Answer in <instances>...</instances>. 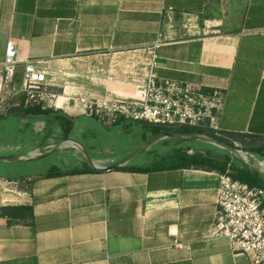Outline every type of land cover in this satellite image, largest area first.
I'll return each instance as SVG.
<instances>
[{
	"label": "crops",
	"instance_id": "obj_1",
	"mask_svg": "<svg viewBox=\"0 0 264 264\" xmlns=\"http://www.w3.org/2000/svg\"><path fill=\"white\" fill-rule=\"evenodd\" d=\"M10 40L13 86L21 89L27 65L44 70L55 109L74 127L95 117L79 98L139 94L159 41V79L223 92L220 131L264 140V0H0V103L6 94L17 106L24 94L3 86ZM11 155L0 171V264H248L226 238L210 237L217 173L90 166L46 178L18 173L10 162L32 158ZM8 206L33 212L9 219Z\"/></svg>",
	"mask_w": 264,
	"mask_h": 264
},
{
	"label": "built area",
	"instance_id": "obj_2",
	"mask_svg": "<svg viewBox=\"0 0 264 264\" xmlns=\"http://www.w3.org/2000/svg\"><path fill=\"white\" fill-rule=\"evenodd\" d=\"M160 46L157 41L151 47L145 80L137 86L139 94L132 98L84 99L87 114L110 126L118 122L143 121L169 127H207L216 136H221L219 121L224 109L223 92L159 79L156 70ZM18 64V50L10 40L3 63L6 91L24 94L26 103L54 105L58 96L46 90L47 74L37 66L29 64L25 67L20 90L13 86ZM244 158L246 160V156ZM216 203L210 237L226 238L233 252L244 257L248 264H264V188L250 187L222 176Z\"/></svg>",
	"mask_w": 264,
	"mask_h": 264
},
{
	"label": "rangeland",
	"instance_id": "obj_3",
	"mask_svg": "<svg viewBox=\"0 0 264 264\" xmlns=\"http://www.w3.org/2000/svg\"><path fill=\"white\" fill-rule=\"evenodd\" d=\"M46 90L49 92L48 86ZM2 99L4 101L0 103V115H6L13 106L11 96L4 94ZM79 99L84 104V99ZM45 106L55 108L53 103L46 102ZM143 124L134 121L110 126L96 117L84 118L75 122L70 136L64 139L57 128L53 129L52 134L48 136L45 124L40 120L32 123L34 133L31 135L25 120L20 117H9L0 122V156L18 153L24 154V157L28 159L37 158L54 150V153L48 157L33 162H10L16 167L18 173L23 175L72 169L76 167L75 161L79 162L80 166H83L84 163L89 166H105L113 161L120 162L154 137L144 130ZM174 140L181 141L180 139H160L146 146L134 158L133 164L140 166L150 164L158 157L172 153L175 149L186 152H203L214 157H223L228 152L211 143L195 140H184L182 143H177ZM262 143L264 140H258L251 146L256 147ZM235 146L238 148V153L232 155L233 160L243 163L246 156V161L251 168L264 178V158L247 152L246 145ZM5 165L4 161H0V171Z\"/></svg>",
	"mask_w": 264,
	"mask_h": 264
},
{
	"label": "trees",
	"instance_id": "obj_4",
	"mask_svg": "<svg viewBox=\"0 0 264 264\" xmlns=\"http://www.w3.org/2000/svg\"><path fill=\"white\" fill-rule=\"evenodd\" d=\"M26 96L19 98V104L14 106L12 104L11 111L6 115H0V122L8 119L9 117H20L25 120L28 125L26 126L31 135L34 133L32 128V123L39 118H44L42 121L45 124V129L48 136L53 132V129L57 128L60 131L61 136L64 139H67L72 130L74 129L75 119L67 115L61 109H55L53 107H46L43 104H37L28 102L26 103ZM136 123H144V130L156 136L161 132H168L178 134L180 136H203L211 139H216L221 142L228 144L236 149L235 142L241 144V146L246 145V151L257 155L260 158H264V143L257 145L256 147L251 146V144L260 139L257 136H249L245 134H225L221 133V136H216L212 130L207 127H190V126H177L169 127L162 125H153L143 121H135ZM122 122H118L115 125H119ZM177 143H182L184 140L178 141L174 140ZM119 171L124 172H137V173H148V172H160V171H170V170H179V169H194L202 170L206 172H214L221 176H229L232 180L239 181L243 184H246L250 187L262 188L257 177L247 168L243 163L239 161H234L232 154L226 152L223 157H214L210 154L203 152H193V154H188V152L180 149L173 150L172 153H168L163 157H158L156 161L145 165L139 166L132 163H128L124 166L117 168ZM94 170L89 166L84 169L82 167H75L67 170L63 174H82L87 172H93ZM256 174L262 178L263 176L255 171ZM62 173L56 171H50L41 177H55L59 176ZM32 208L30 206H8L1 209V214L8 217L9 219H19L24 220L27 217L32 215Z\"/></svg>",
	"mask_w": 264,
	"mask_h": 264
},
{
	"label": "water",
	"instance_id": "obj_5",
	"mask_svg": "<svg viewBox=\"0 0 264 264\" xmlns=\"http://www.w3.org/2000/svg\"><path fill=\"white\" fill-rule=\"evenodd\" d=\"M40 121H44V118H39ZM160 139H180V140H195V141H199V142H206V143H211L221 149H224L226 151H228L230 154L235 155L238 153V150L232 146H229L228 144L221 142L219 140L216 139H211V138H207V137H203V136H188V137H184V136H180L178 134H174V133H168V132H161L160 134L154 136L153 138H151L150 140H148L144 146L140 147L139 149H137L136 151H134L133 153H131L130 155L126 156L124 159H122L120 162H117L115 164H112L110 166L101 168V167H97L95 165H92V167L95 170L98 171H111L114 169H117L123 165L128 164L133 158H135L137 155H139L146 146L153 144L154 142L160 140ZM54 150H51L50 152H47L46 154H43L41 156H39L38 158H32V159H28L27 161H36L39 159H43L48 157L49 155L53 154ZM17 157L15 156H0V161H16ZM244 165L249 168L251 170V172L257 177L260 185L262 186V188H264V180L262 178H260L255 170H253L251 168V166L248 164V162L246 160L243 161Z\"/></svg>",
	"mask_w": 264,
	"mask_h": 264
}]
</instances>
